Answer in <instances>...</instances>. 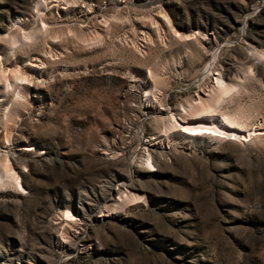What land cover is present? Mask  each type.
<instances>
[{"label":"rangeland","instance_id":"rangeland-1","mask_svg":"<svg viewBox=\"0 0 264 264\" xmlns=\"http://www.w3.org/2000/svg\"><path fill=\"white\" fill-rule=\"evenodd\" d=\"M58 1L0 0V33L44 17L58 34L28 53L0 43L31 79L11 103L0 76V129L24 187L0 192V264H264V54L248 53H264V0ZM219 71L239 84L247 136L185 145L168 111ZM155 81L162 110L146 106ZM127 191L135 199L110 214Z\"/></svg>","mask_w":264,"mask_h":264},{"label":"bare ground","instance_id":"bare-ground-1","mask_svg":"<svg viewBox=\"0 0 264 264\" xmlns=\"http://www.w3.org/2000/svg\"><path fill=\"white\" fill-rule=\"evenodd\" d=\"M59 1H58V4H59ZM38 2L42 3V1H38ZM38 2L36 4H39ZM65 2L68 3L69 1H65ZM73 2L75 1L73 0ZM72 5L74 4H71V6ZM59 7L61 8V6ZM36 10L40 11L39 7ZM115 19L118 20L117 18H114L113 20ZM39 20H40V24L35 26L32 31H26V29H24V26L20 21V17H18L17 20L14 22V24L12 23L8 27V30L0 33V43H2L3 46L8 47L9 50H11L12 54L16 52L28 53L29 50L31 49L34 50L36 48V46L34 45L41 38L42 40L47 39V38L56 39L58 37V34H56L57 30L56 28H54V26L56 25L55 24L56 22L45 19L44 17H40ZM106 20H107V17H106ZM60 35L61 34H59V36ZM180 35L181 34H179V36ZM100 37H101V34H100ZM41 42L42 41H40V43ZM248 53L251 56L250 58H252L253 60L262 61V57L264 53L259 48H256L253 45H249ZM20 69L21 68L19 66H11V63L9 64V62L4 63L3 56L0 53V76H3L6 80V83L2 84L5 88L3 90H5V92L7 93L9 92L11 93V99L8 100L11 103H13V100L24 99L25 97L24 92L18 88L20 86L24 87L26 84H28V82L31 81V79L29 78V75L26 74L25 72L26 70L22 71L23 69L22 70ZM158 70L159 69H157V71ZM13 75L15 76V79L17 80L20 79V81L17 82L16 80L15 82H12L9 77L10 76L13 77ZM215 75H216L215 81L212 82V85H209L207 88H205L204 92L197 93L195 98H191L190 100L187 101V103L185 102V103L180 104L178 108V114L173 113L172 110L168 111V113L172 115V118L170 119L169 117L168 119L167 131L169 133L175 134L180 139H183V141L185 142V145L188 144L186 143L187 140L190 142V144L193 141L197 143V141L204 142L207 139L214 140V139H219V138L221 139L228 138L230 141H237L236 139L244 141L245 137L247 136L245 133L244 134L241 133V132H245L241 127L248 125L246 121L248 120L247 118L249 117V115L245 113L244 111L240 110L239 109L240 107L237 108V106H239L236 100V93L238 90H235V89L239 84L234 83L235 81L234 82L230 81L229 82L230 85L226 87L224 85L226 81L225 76L222 75L220 71L217 72V74ZM157 84L158 82L155 81L153 83V90L145 91L146 93L144 94V97H145V101L148 102V104H146L147 107L152 106V107L162 110L163 108L160 107L161 103L159 102L158 95H156V93H158L157 90H159V86ZM5 100H6V97L1 95L0 103H4ZM230 107L235 108L233 113L228 111ZM7 112H9L7 113L9 114V116H13L18 113L17 109H14V112H13L12 106L8 109ZM0 120H1V117H0ZM237 125L240 127H238ZM258 129L260 130V128ZM253 131L260 132V131H257L256 129H254ZM250 134L252 135L251 131H250ZM9 136H10V131H7V130L5 131V129L3 131L2 130L0 131V143L2 144L1 149H0L1 151L0 152V192H4L9 187H13V186L15 187L18 186L20 190L24 191V187L22 185V178L20 177L18 171H16L17 165L13 161V156H11V154H9L8 150L6 149L8 145L10 144ZM233 136H235L236 139H233ZM32 149H35V148L27 145V146L18 148L19 150L18 152L30 151ZM146 163L150 168H152V170L155 169L153 157L150 153L147 154ZM14 179L16 183H14L13 181ZM124 192L119 193L120 194L119 197L117 198L113 197L110 199V203H109V207L111 209L110 214L114 215L116 214V212L123 210L129 201L135 199V193H133L132 191H127L126 193Z\"/></svg>","mask_w":264,"mask_h":264},{"label":"snow or ice","instance_id":"snow-or-ice-1","mask_svg":"<svg viewBox=\"0 0 264 264\" xmlns=\"http://www.w3.org/2000/svg\"><path fill=\"white\" fill-rule=\"evenodd\" d=\"M222 135V134H221ZM233 139H236V137L235 136H233Z\"/></svg>","mask_w":264,"mask_h":264}]
</instances>
